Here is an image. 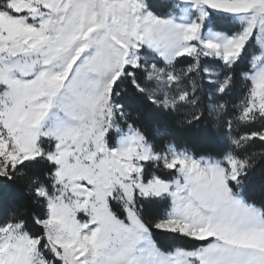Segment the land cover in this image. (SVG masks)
Instances as JSON below:
<instances>
[{
	"label": "snow or ice",
	"instance_id": "obj_1",
	"mask_svg": "<svg viewBox=\"0 0 264 264\" xmlns=\"http://www.w3.org/2000/svg\"><path fill=\"white\" fill-rule=\"evenodd\" d=\"M258 167L264 0H0V264H264Z\"/></svg>",
	"mask_w": 264,
	"mask_h": 264
},
{
	"label": "trees",
	"instance_id": "obj_2",
	"mask_svg": "<svg viewBox=\"0 0 264 264\" xmlns=\"http://www.w3.org/2000/svg\"><path fill=\"white\" fill-rule=\"evenodd\" d=\"M149 131L156 134L157 132L166 131L172 136L178 138L181 142L189 145L194 151L200 154H210L218 150L222 145L223 132L218 131L216 126L206 120L204 123L194 129L185 130L179 128L171 119L154 118L147 122ZM259 151L260 149H255ZM246 195L255 200H264V167H258L250 182L248 183ZM27 205L30 211H38L30 204L27 191L23 186L11 188L0 198V213H7L15 207ZM165 244H171L172 241L164 240Z\"/></svg>",
	"mask_w": 264,
	"mask_h": 264
}]
</instances>
